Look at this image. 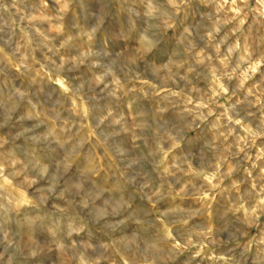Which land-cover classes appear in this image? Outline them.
Instances as JSON below:
<instances>
[{
  "label": "clouds",
  "instance_id": "9594fccd",
  "mask_svg": "<svg viewBox=\"0 0 264 264\" xmlns=\"http://www.w3.org/2000/svg\"><path fill=\"white\" fill-rule=\"evenodd\" d=\"M207 2L211 3V0ZM231 3L235 14L230 19L237 22L234 31H241L249 21L248 27H256L258 33L264 28V0H231ZM188 7L199 11L192 0H40V18L47 21L48 26L30 24L28 28L44 35L45 39H59L61 47L72 41L70 58L54 59L43 66L63 81L71 96L90 99L89 94L94 92L102 102L101 106L106 108L107 103L121 100V90L133 81L151 79L163 84L157 69L160 66L169 69V55L175 51L170 46L172 29L179 22L180 13ZM102 8L104 20L99 22ZM72 9L77 10L78 19L70 15ZM66 22L70 30L67 32ZM51 28H58L59 35H51ZM213 30L219 29L213 26ZM24 31L27 37L28 29ZM192 31V25H186L180 35L191 36ZM0 32H3L2 27ZM101 32L115 36L116 40L105 46L99 39ZM6 36L0 35V52L12 57L17 68L31 71L33 66L29 60L35 51L32 39L27 40L28 51L24 52L25 45L14 40V32ZM124 36L128 37L127 42L123 40ZM39 46L47 47L43 42ZM235 47H239V43ZM234 50L229 49L230 52ZM50 51L56 57L55 47ZM260 59L264 60V56ZM172 75L169 73L168 78ZM31 87L30 82L27 88L24 85L0 86L2 264H27L30 257L35 258V252L28 256L24 254L34 233H21L20 216H29L33 210L18 206L19 194L27 196L30 193V198L39 202L38 194L45 189L49 224L44 264H173L180 251L191 244L194 235L202 238L203 247V239L212 229L204 223L192 225L181 204L173 202L157 207L155 216L150 207L160 205L172 195L165 189L166 184H171L169 176L175 184H180L181 192L185 191L186 185L181 183L183 175L188 174L185 163L191 169L200 151L177 132L175 121L163 108L160 109L163 115L155 108L151 112L145 106L136 108L134 126L143 147L139 142L134 145L122 135L121 129H115L118 134L111 136V143L106 146L120 164L121 171H128L123 179L118 172H111L112 181L105 184L100 176V166L89 160L90 150L81 143V137L71 133V143L57 142L45 121H37L34 111L32 115L28 114L29 107L33 110L36 107L35 92L29 95ZM127 91L131 93L132 89ZM140 91L144 97L153 94L150 89ZM63 95V92L49 88L45 103L50 101L53 112ZM139 99L138 95L132 97L133 101ZM126 111L123 109L117 115L123 118ZM52 118L55 119V115ZM92 121L93 131L106 142L111 135L107 130L112 127V121L105 124L104 114L93 115ZM58 123L62 126V121ZM124 123L127 124L126 119ZM73 145L78 146L75 152ZM181 145L183 153L173 156L172 162L166 165L167 171H163L161 161L167 160L174 146ZM204 147H210L208 141ZM66 157H70L67 163ZM149 162L153 164L152 171L145 169ZM154 176L159 177L158 183ZM29 183L31 190L27 187ZM243 196L247 199L240 200L241 206L254 201L245 210V217L224 220L222 230L217 231L218 236H225L228 243L235 241L236 246L216 259L225 260V264H264V227L257 236L248 233L250 238L241 243L245 228L237 226L250 229L259 223L260 216H264V188L255 195L252 189H246ZM5 217L11 223H6ZM50 233H55L54 238H49ZM199 255V251L193 254L194 257ZM180 264L187 262L180 261Z\"/></svg>",
  "mask_w": 264,
  "mask_h": 264
},
{
  "label": "rangeland",
  "instance_id": "374dc122",
  "mask_svg": "<svg viewBox=\"0 0 264 264\" xmlns=\"http://www.w3.org/2000/svg\"><path fill=\"white\" fill-rule=\"evenodd\" d=\"M192 3L199 11L188 7L180 13V20L172 29L170 46L175 51L169 55V69L163 66L157 69L163 77V84L151 79L133 81L121 90V100L109 102L105 108L94 92L89 94L90 99L71 96L63 81L43 66L45 63L51 64L54 59L70 58L72 41L61 47L59 39H45L44 35L28 28L30 24L48 26L47 21L40 18V0H0V27L3 28L0 35L7 38V33L14 32V40L25 45L22 49L24 52L28 51L27 40L31 38L35 50L29 60L33 66L31 71L17 68L12 57L0 52V86L24 85L27 88L30 82L29 95L35 92L36 107L34 110L29 107L28 114L32 115L34 111L37 121H45L57 142L71 143V133L81 137V143L90 150L89 160L100 166V176L105 184L111 183V172H118L123 179L125 171H128H121L120 164L106 146V143H111V136L118 134L115 129H121L122 135H126L134 145L139 142L143 147L134 126L136 108L145 106L150 112L155 108L160 115H163L160 113L163 108L167 116L175 121L177 132L198 146L200 151L191 169L185 163L188 174H181L185 191L181 192L180 184H175L169 176L171 184H166L165 189L172 195L160 205H150L153 215H156L157 207L174 202L183 206L184 215L190 217L192 225L204 223L212 229L203 239V247L202 238L194 235L191 244L180 251L173 264H180V261L187 264H225V260L216 257L235 247L236 242H226V237L218 236L217 231L222 230L224 220L234 221L237 217H245V210L254 203L249 201L241 206L240 200L247 199L243 196L246 189H252L255 195L264 188V179H260L264 177V60L260 59L264 56V28L258 33L256 27H248L249 21L241 31H234L237 22L230 19L235 14L231 0H211V3L192 0ZM70 15L79 18L76 9H72ZM103 20L102 8L98 21ZM189 24L192 25V35L181 36L183 28ZM213 26L219 30L214 31ZM25 29H28L27 37ZM65 31H70L67 22ZM50 32L58 36L60 30L51 28ZM99 39L107 46L116 37L101 32ZM123 40L127 42L128 37L124 36ZM41 42L47 47H40ZM237 43L239 47H235ZM53 47L56 57L50 51ZM230 48L235 50L230 52ZM169 73L173 74L171 79L168 78ZM49 88L64 93L54 112L49 107L50 101L45 103ZM128 88L132 89L131 93H128ZM140 89H150L153 94L144 97ZM137 95L141 99L133 101L132 97ZM123 109L127 110L126 116L121 118L117 113ZM95 114H104L105 124L112 121V127L107 130L111 135L106 142H102L93 131L92 116ZM125 119L127 124L124 123ZM58 121H62V126ZM65 135L67 139H64ZM205 141L209 142L210 147H204ZM77 148V145H73L72 151H77ZM183 151L182 145L174 146L167 160L161 161L164 166L162 170L166 172V165L172 162V157ZM69 159L66 157L65 162ZM145 169L152 171L153 164L149 162ZM144 178L148 179L146 175ZM153 178L159 182V177ZM27 187L32 189L30 183ZM38 195L39 202L30 198V193L27 196L19 194L18 206L33 210L29 216H20L23 222L21 233H34L24 254L28 256L30 252H35V258L30 257L27 264H44L48 251V240L45 239L49 224L47 190H42ZM4 220L11 223L7 217ZM237 226L245 228L246 234L240 238L243 243L250 238L248 233L251 236L259 235L261 227H264V216H260L259 223L250 229L244 225ZM54 236L55 233H50L49 238ZM16 239L20 240V237ZM198 251L200 255L194 257L193 254Z\"/></svg>",
  "mask_w": 264,
  "mask_h": 264
}]
</instances>
